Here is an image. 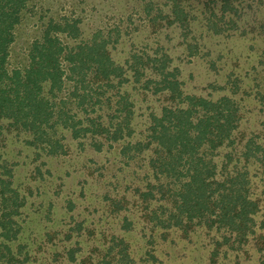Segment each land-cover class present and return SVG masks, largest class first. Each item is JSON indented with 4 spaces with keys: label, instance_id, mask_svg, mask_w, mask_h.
Segmentation results:
<instances>
[{
    "label": "trees",
    "instance_id": "1",
    "mask_svg": "<svg viewBox=\"0 0 264 264\" xmlns=\"http://www.w3.org/2000/svg\"><path fill=\"white\" fill-rule=\"evenodd\" d=\"M26 1L0 0V134L5 120L7 129L30 133L29 142L51 155L66 151L56 136L60 129L70 131L75 139L92 137L98 149L122 141L123 158L148 159L145 187L138 186L136 191L143 221L153 230L152 239L162 236L171 242L175 238L195 242L201 230L212 240L209 264H264V146L251 138L241 156L236 155L234 135L242 117L239 101L229 95L212 99L186 93L179 69H171L173 58L168 52L135 53L130 67L139 94H161L167 103L160 113L149 114V126L141 130V137L130 140L136 132L132 124L135 102L121 87L130 80L126 76L130 68L114 61L107 48L109 39L98 34L70 46L58 30L78 37L77 23L52 21L33 42L28 65L9 68L13 30ZM169 1L172 21L190 31L197 16L186 4L188 0ZM235 2L226 0L227 8L231 5L238 11ZM188 47L193 54L198 44ZM231 81L235 84L236 79ZM250 88L264 104V89ZM223 148L228 149L221 155ZM1 168L0 259L24 264L30 257L20 260L19 255L26 245L19 243L14 251L12 243L21 230L15 216L25 197L20 199L12 169ZM133 225L124 216L122 229L130 231ZM114 238L119 254L110 257L113 251L109 250L97 264H168L152 248L137 259L125 235Z\"/></svg>",
    "mask_w": 264,
    "mask_h": 264
},
{
    "label": "rangeland",
    "instance_id": "2",
    "mask_svg": "<svg viewBox=\"0 0 264 264\" xmlns=\"http://www.w3.org/2000/svg\"><path fill=\"white\" fill-rule=\"evenodd\" d=\"M235 1L238 11L231 5L228 9L226 0H188L186 4L197 16L188 31L172 21L169 0H27L13 30L8 66L28 65L33 42L52 21L77 23L78 37L58 30L70 46L98 34L109 39L107 48L114 61L130 68L126 73L130 80L121 87L135 102L132 124L136 132L130 140H136L149 126V114L160 113L167 101L161 94H139L130 67L132 55L155 56L164 50L173 58L171 69H179L186 93L212 99L229 95L239 101L242 117L234 145L236 155L241 156L243 145L251 138L264 146V104L250 88L264 89V0ZM188 42L198 44L193 54ZM1 123L5 128L0 134V172L1 166L8 165L20 199L25 197L15 216L21 230L12 243L14 251L19 243L26 245L19 255L20 260L30 257L24 264H97L109 250L113 251L110 257L118 253L114 237L123 235L137 259L152 248L164 263L209 264L212 240L201 230L195 242L178 238L171 242L162 236L152 239L153 230L143 221L136 191L138 186L145 187L148 159L123 158L122 141L98 149L92 137L75 139L70 131L58 129L56 136L66 151L51 155L29 142L33 139L30 133L7 129L5 120ZM223 149L221 155L228 148ZM124 216L134 222L130 231L121 227ZM0 264L7 263L0 259Z\"/></svg>",
    "mask_w": 264,
    "mask_h": 264
}]
</instances>
